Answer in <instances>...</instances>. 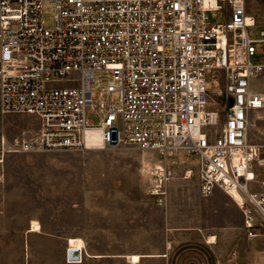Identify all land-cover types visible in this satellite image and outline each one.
I'll return each mask as SVG.
<instances>
[{"label":"built area","instance_id":"obj_1","mask_svg":"<svg viewBox=\"0 0 264 264\" xmlns=\"http://www.w3.org/2000/svg\"><path fill=\"white\" fill-rule=\"evenodd\" d=\"M216 11L222 20H211ZM257 24L246 0H0V113L39 120L1 144L0 162L8 152L90 149L99 132L100 147L156 153L147 191L164 205L178 152L195 153L182 177L195 175L202 197L222 190L246 236L263 234L264 192L254 186L264 188V174L254 166L264 144L248 140L264 109Z\"/></svg>","mask_w":264,"mask_h":264},{"label":"rangeland","instance_id":"obj_2","mask_svg":"<svg viewBox=\"0 0 264 264\" xmlns=\"http://www.w3.org/2000/svg\"><path fill=\"white\" fill-rule=\"evenodd\" d=\"M246 8L258 23L252 31L258 33L264 28V0H246ZM43 18L45 26L55 25L49 14ZM211 20H222L220 12ZM254 82L263 85L264 75ZM91 117L96 124V117ZM38 125L34 115L0 113V135L17 134L24 128L33 133ZM248 140L264 144V109L251 116ZM260 156L264 158V153ZM177 159L167 184L197 179L182 176L185 165H196L198 156L181 150ZM156 162L155 152L133 146L6 153L0 162V264H70L68 249L83 251L85 245L88 253H95L97 232L103 235L100 243L104 248L118 249L131 244L129 236L134 230L139 247L144 243L138 239L144 227L150 229L152 250L161 247L165 207L147 191V170ZM254 167L260 178L264 165ZM32 221L39 223L37 230H31ZM231 250L236 255L228 264H264V233L254 238L242 236ZM86 256L73 264H126L122 259L99 262ZM129 259L136 264H159L140 260L138 254Z\"/></svg>","mask_w":264,"mask_h":264},{"label":"crops","instance_id":"obj_3","mask_svg":"<svg viewBox=\"0 0 264 264\" xmlns=\"http://www.w3.org/2000/svg\"><path fill=\"white\" fill-rule=\"evenodd\" d=\"M29 131L24 128L17 134H1L0 146L12 142L14 138L25 137ZM166 188L167 198L162 205L165 207V239L161 247L152 250L151 232L146 227L138 236L144 242L139 247L136 245L134 230L132 236H129L131 244L118 249L104 248L100 243L102 234L97 232L95 253H88L84 245L83 251L79 249V257L82 256V259L68 263L82 262L84 255H87L99 262L122 259L126 264H136L129 259L132 254L140 255V260L159 264H217L218 261L228 264L232 261L236 255V251L231 250L233 244L240 242L242 236L243 239L248 238L240 206L220 189H215L207 197L200 196L197 179L186 182L171 180ZM255 189L261 188L255 186Z\"/></svg>","mask_w":264,"mask_h":264},{"label":"bare ground","instance_id":"obj_4","mask_svg":"<svg viewBox=\"0 0 264 264\" xmlns=\"http://www.w3.org/2000/svg\"><path fill=\"white\" fill-rule=\"evenodd\" d=\"M88 142L91 145L94 144L95 145L94 147H100L99 146V144H100V134H99V132H94L93 134H90L88 136ZM237 199L240 200V198L238 196H237ZM38 228H39V223L36 222V221H32L31 230H37ZM73 260H75V259H72L71 261H73Z\"/></svg>","mask_w":264,"mask_h":264},{"label":"water","instance_id":"obj_5","mask_svg":"<svg viewBox=\"0 0 264 264\" xmlns=\"http://www.w3.org/2000/svg\"><path fill=\"white\" fill-rule=\"evenodd\" d=\"M69 255L72 256L75 259H79V249L77 248H72V249H68Z\"/></svg>","mask_w":264,"mask_h":264}]
</instances>
